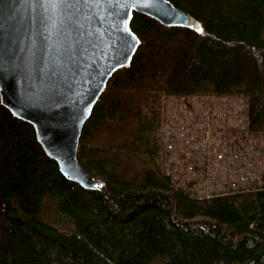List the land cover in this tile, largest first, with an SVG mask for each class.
I'll use <instances>...</instances> for the list:
<instances>
[{"label":"trees","instance_id":"trees-1","mask_svg":"<svg viewBox=\"0 0 264 264\" xmlns=\"http://www.w3.org/2000/svg\"><path fill=\"white\" fill-rule=\"evenodd\" d=\"M200 25L133 13L139 46L83 126L67 180L29 124L0 101V264H264V183L199 198L159 161L164 97L243 99L264 134V0H167Z\"/></svg>","mask_w":264,"mask_h":264},{"label":"water","instance_id":"water-1","mask_svg":"<svg viewBox=\"0 0 264 264\" xmlns=\"http://www.w3.org/2000/svg\"><path fill=\"white\" fill-rule=\"evenodd\" d=\"M38 4L0 0L1 104L33 127L67 180L87 190L102 188L79 165L77 150L107 82L137 51L133 13L165 27H201L167 0H76V7L59 10Z\"/></svg>","mask_w":264,"mask_h":264},{"label":"built area","instance_id":"built-area-1","mask_svg":"<svg viewBox=\"0 0 264 264\" xmlns=\"http://www.w3.org/2000/svg\"><path fill=\"white\" fill-rule=\"evenodd\" d=\"M158 137L160 163L189 194L209 198L264 183V134L249 131L243 99L168 95Z\"/></svg>","mask_w":264,"mask_h":264},{"label":"snow or ice","instance_id":"snow-or-ice-1","mask_svg":"<svg viewBox=\"0 0 264 264\" xmlns=\"http://www.w3.org/2000/svg\"><path fill=\"white\" fill-rule=\"evenodd\" d=\"M38 6L53 10L68 9L76 7V0H39ZM199 31L202 33V30Z\"/></svg>","mask_w":264,"mask_h":264}]
</instances>
